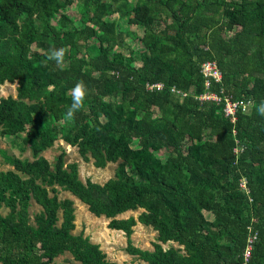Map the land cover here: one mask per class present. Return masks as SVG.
I'll use <instances>...</instances> for the list:
<instances>
[{
	"label": "trees",
	"instance_id": "obj_1",
	"mask_svg": "<svg viewBox=\"0 0 264 264\" xmlns=\"http://www.w3.org/2000/svg\"><path fill=\"white\" fill-rule=\"evenodd\" d=\"M72 5L83 24L75 29V20L63 10ZM47 9L62 11L57 32L49 27ZM162 17L169 20L163 28L156 23ZM132 24L144 29L141 38L129 28ZM126 38L133 40L131 47ZM138 43L143 48L135 56ZM110 45L127 50L128 57L119 62L121 57L107 48ZM58 48L67 49L65 68L47 61L49 51ZM34 60L40 61L39 68ZM206 61L215 62L222 75L221 82L211 83V91L223 90L233 100L246 94L252 100L249 112L238 113L234 123L223 116L220 106L194 97L204 90L199 70ZM78 81L84 82L88 95L83 110L69 122L65 119L69 90ZM14 82L16 97L0 98L3 135L25 133L24 141L37 157L43 148L38 140L49 132L75 147L83 160L92 159L96 168L108 163L117 167L113 178L99 185L82 182L77 165H65L62 155L51 168L46 160L21 161L0 151L13 169L0 173V208L8 209L0 215V264H52L65 253L78 264H109L98 245L82 232L73 233V203L60 200L56 187L95 217L108 219L109 229L125 234L128 253L147 264L193 262L178 250L163 251L157 244L153 252L133 248L130 236L136 223L151 227L159 243L175 241L189 254L201 248L199 264H218L215 246L201 232L202 215L187 198L204 182L216 188L211 170L204 169L213 160L211 167L219 174H231L234 190L246 178V195L240 199L251 202L256 220L249 227L233 213H224L222 201L203 205L227 233L232 247L227 248L228 255L236 257L220 264H264V182L254 179L256 164L264 161V117L254 107L264 101V0H238L231 8L225 0H138L134 5L128 0H0V86ZM156 83L165 88L146 91V84ZM171 87L195 91L179 98L170 93ZM49 89L63 104L60 121L43 106ZM109 95L120 98L113 109L104 100ZM128 109L140 115L134 128H129ZM204 125L214 141L204 146L201 159L185 155L182 142L201 135ZM235 136L242 140L240 151ZM131 139L137 140L135 150L129 146ZM151 146L169 152L171 162L186 175L165 177L152 162ZM129 163L135 166L130 172ZM236 199L228 196L226 202L234 208ZM31 202L40 207L38 213L30 214ZM138 209L144 211L136 220L117 219ZM248 228L257 238L245 260Z\"/></svg>",
	"mask_w": 264,
	"mask_h": 264
},
{
	"label": "rangeland",
	"instance_id": "obj_2",
	"mask_svg": "<svg viewBox=\"0 0 264 264\" xmlns=\"http://www.w3.org/2000/svg\"><path fill=\"white\" fill-rule=\"evenodd\" d=\"M138 0H128L130 5H134ZM238 0H225V5L228 8L233 6V2ZM54 10V12H52ZM64 12L67 14L69 18L75 20L72 24V28H79L83 26L80 21L79 11L75 6H69L63 9ZM47 22L49 27L54 31H58V24L57 20L62 13V11H56L55 9H47L46 11ZM130 16H134L133 13H130ZM116 18V15L114 16ZM161 21V22H160ZM159 22L162 23V28L169 23V20L166 18H161ZM164 25V26H163ZM74 26V27H73ZM132 32H134L137 38H141L144 34V29L139 25L132 24L130 27ZM231 34H226V37H229ZM78 36V35H77ZM76 36V37H77ZM208 39H206L207 41ZM95 40H90L89 43L93 44ZM81 42V41H80ZM125 44L127 46H132L133 40L131 38L125 39ZM32 50H35V47H31ZM109 50H111L114 55L121 57L118 58L119 62H122L124 57H128V51L117 47L115 45L107 46ZM143 47L140 43H138L134 48L135 56H137V52H139ZM33 65L35 67H40L41 63L39 60H34ZM137 65V64H135ZM62 68L67 67V63H64ZM203 81L204 90L200 95H206L208 90L206 89V85ZM16 87L17 82L12 84L4 83L0 86V98L6 97H16ZM251 87V85H249ZM209 89V88H208ZM233 90L234 87L231 86ZM195 88H191L188 91L190 95H193ZM242 100H250L247 99L246 94H241ZM108 104H110V108H114V104L120 101V98H116L113 95H109L104 99ZM43 106L46 111L52 114L57 121H60L61 117V108L62 102L56 99L53 96L52 90L49 89L48 93L43 97ZM128 117L131 120V125L129 128L135 127V122L139 119L140 115L134 111L133 109H128ZM158 113L154 110L153 116L157 117ZM100 122L105 123L106 118L104 116L100 117ZM28 128V127H26ZM201 135L198 136H187L186 139L182 142L181 150L185 155H191L194 159L202 157L204 153V146L206 144L212 143L215 139L214 135L211 134L210 129L204 125L201 128ZM25 133H20L16 136H6L2 134L0 129V151H5L9 155L15 156L17 159L21 161H34V160H46L48 165L53 168L56 160L59 156L62 155L63 163L65 165L68 164H76L78 169V176L82 182L86 180H90L93 183L102 185L109 179L113 178L117 163H108L104 168H96L93 164L92 159H88L87 161L83 160L75 147H71L67 145L63 140L57 139L54 135L49 132L44 133V135L38 140V142L43 146L42 151L39 152L37 157H34L30 147L24 141ZM117 139L120 136L116 137ZM235 138V144L237 145L238 151H240L241 142L238 137ZM129 146L131 149H137V140L131 139ZM151 159L153 164L155 165L156 169L159 170L165 177L169 178H182L186 175V171L178 166L176 163L171 162L169 152L158 148V147H150ZM216 162L213 160L209 164L204 165L205 170H211V173L216 181L215 185L216 188H213L209 185L208 182H204L196 187L192 192H189L187 198L189 199L190 203L195 206L196 209L202 215V228L201 232L206 235L209 239V242L213 243L215 246V252L219 254V261L220 263L229 262V260H234L228 255L227 248H232L231 244L228 242L227 233L224 232L219 225H216L214 222V218L211 212H208L203 209V205H211L212 201H222L225 202L223 207V212L226 214L233 213L235 216L239 218L241 222H245L251 227L252 223H255V209L251 202L249 201L246 203L241 198L242 194L246 195L245 190L241 189L240 187L236 190L233 188V177L231 174L222 175L219 174L216 170H214L211 165ZM128 171L134 170L135 166L133 163H129ZM255 176L254 179L260 182H264V161L256 164ZM13 169L6 164V162L2 159L0 155V173H6L8 171H12ZM22 179L26 180L27 176L24 174L19 173ZM137 180V178H136ZM238 182V181H237ZM56 191L60 200L68 199L72 201L73 208H74V231L75 235L79 234L80 232L83 233L84 236L88 237L90 242L93 244L98 245L99 251L105 258L109 264H147L146 262L142 261L137 255H131L127 251V238L125 234L121 231H115L108 228L109 220L104 217H95L89 211L87 206L82 204L79 200L74 198L69 192L65 191L60 187H56ZM222 191H226L223 193ZM228 196L236 197V202L238 204L236 207H232V205L226 202ZM229 206V207H228ZM40 211V207L37 206L34 202H31V207L29 209L30 214H35ZM143 209H138L137 211H129L122 215H119L117 219L119 220H128L129 218L133 217L135 220L142 213ZM8 213V209L5 207L0 208V215L5 216ZM131 245L133 248L146 251V252H153L154 245H159L163 251L173 248L174 250H178L182 255L189 256L190 260L193 264L200 263V256H201V248H195L191 251V254L187 253L185 247L183 245L178 244L175 241H168L165 244L159 243L157 240V233L151 228L141 225L140 223H136V225L132 228V234L130 236ZM52 264H78L73 261L70 254L65 253L62 256H59L53 260Z\"/></svg>",
	"mask_w": 264,
	"mask_h": 264
},
{
	"label": "built area",
	"instance_id": "obj_3",
	"mask_svg": "<svg viewBox=\"0 0 264 264\" xmlns=\"http://www.w3.org/2000/svg\"><path fill=\"white\" fill-rule=\"evenodd\" d=\"M200 75L203 79L204 84L206 85V89L208 90V93L206 95H200L196 96L195 99L202 102H210L214 103L217 106H220L222 114L225 118H227L230 122L234 123L236 120V115L238 113L245 114L249 112L251 107V102L247 100H233L230 96L225 95L223 93V90H221L219 93L215 91L210 90V85L212 82L219 83L221 82L222 75L220 70L218 69L217 65L213 61H206L200 65ZM165 88L164 84L162 83H156V84H146L145 89L149 92H159L162 91ZM209 88V89H208ZM170 93L173 95L179 97V98H185L189 93H184L180 90L175 89L174 87H171L169 89ZM247 109V111L245 110ZM246 178L243 177L239 180V187L243 190H246ZM249 234L247 237V243L246 248L244 251V258L245 260L249 257L250 251L252 248V244L255 242L257 238L256 232H252L250 228Z\"/></svg>",
	"mask_w": 264,
	"mask_h": 264
},
{
	"label": "clouds",
	"instance_id": "obj_4",
	"mask_svg": "<svg viewBox=\"0 0 264 264\" xmlns=\"http://www.w3.org/2000/svg\"><path fill=\"white\" fill-rule=\"evenodd\" d=\"M66 53L67 49L65 48L51 49L47 56V61L54 62L57 66H63L66 62ZM69 91L71 104L66 110L65 119L70 122L77 112L83 110L88 95V89L83 81H78ZM254 107L256 113L264 117V101H261ZM245 110L247 111V109Z\"/></svg>",
	"mask_w": 264,
	"mask_h": 264
}]
</instances>
